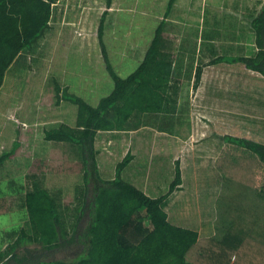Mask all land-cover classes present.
<instances>
[{
  "label": "trees",
  "instance_id": "obj_1",
  "mask_svg": "<svg viewBox=\"0 0 264 264\" xmlns=\"http://www.w3.org/2000/svg\"><path fill=\"white\" fill-rule=\"evenodd\" d=\"M57 1L0 0V87L10 65L49 28L52 4ZM111 2L105 0L96 36L112 89L92 105L54 80L56 104L63 100L77 107L75 123H60L44 131L45 140L68 142L79 151L82 184L73 219L66 221L57 196L34 183L24 194L31 235L1 251L0 264H264V143L223 137L227 147L217 162L221 188L215 232L208 238L168 219V198L182 183L178 160L167 189L155 197L122 179L121 171L132 158L130 152L116 164L113 178L100 176L94 146L98 130H132L148 116L174 114L177 108V89L171 84L175 60L163 38L166 18L176 0L167 1L140 63L125 77L114 70L103 40ZM250 25L256 47L253 55L217 56L212 62L241 63L264 76V0ZM199 76L200 67L195 81ZM17 146L15 141L10 151L0 154V165ZM24 240L38 247L16 252ZM69 247L81 249L75 260L44 259L45 251Z\"/></svg>",
  "mask_w": 264,
  "mask_h": 264
},
{
  "label": "rangeland",
  "instance_id": "obj_2",
  "mask_svg": "<svg viewBox=\"0 0 264 264\" xmlns=\"http://www.w3.org/2000/svg\"><path fill=\"white\" fill-rule=\"evenodd\" d=\"M167 1H112L111 7L107 10L103 37L108 52L112 55L110 62L115 66L114 70L119 76H126L129 69L134 68L139 62L156 25L163 18ZM262 1L176 0L164 26L165 44L170 50H177L178 57L180 42L188 49V53H191L190 35L201 33L203 44V38L214 32L218 42L222 43L218 53L235 55L245 49L252 53L254 48L249 44L246 46L242 44L239 49L238 46L230 47L224 43L236 41L237 38L247 43L252 40L249 22L259 10ZM104 9L105 0H60L57 6H53L50 28L46 34L31 50L23 52L10 65L0 87V152L9 150L13 140L15 142L16 134L17 139L21 140V128L33 130L39 128L34 133L42 136L40 127H37L40 120L48 121L50 123L48 126L61 121L74 125L77 107L63 100L56 104L54 80L61 87H67L70 93L82 97L92 105L112 89L113 83L104 68L96 36L99 17ZM130 40L133 46L137 45L133 50L129 45ZM130 50L133 51L136 64L132 60H126L122 66H117V62H122L121 59H124ZM174 64L178 63L174 61ZM95 76H99L101 81L98 80L96 83L97 78H93ZM248 103L250 104L247 106L251 107L253 102ZM248 109L252 111L251 108ZM218 115L219 112L211 113L214 123L206 121L207 125H203L204 129L213 131L215 138L211 135L203 138H207L205 146L188 144L179 155L182 186L168 198L165 208L171 223L201 228L203 234H208L209 227L213 225L216 217L221 188V173L217 168V162L227 147L221 135L224 129L220 128L224 124L219 122ZM144 121L151 123V126L153 123L156 125L164 123L165 127L168 125L172 127L174 123V128L183 134L191 130L189 116L181 113L148 116ZM228 125L227 130L231 127ZM232 125L237 127V121ZM106 132L108 131H100L96 135V146L99 149L97 162L100 176L111 179L115 174L116 163L128 151L125 144H128L131 138L127 139L126 136L123 138L121 134L113 133L111 136L115 138V143L105 150L103 142L104 135L108 136ZM132 141L131 149L135 157L122 170L121 177L131 184L142 187L148 196H158L167 189L172 180L173 162L178 152L182 150L179 148L178 151L175 144L169 147L165 138L156 134L147 137L136 135ZM47 145L40 147L41 150L38 152L35 151L31 166L26 167L28 173L25 175L27 182L25 187L31 186V178L36 175L35 172L43 170L49 173L47 178H43V185L57 196V201L66 215V221L70 222L77 203V189L82 184L79 151L77 145L64 141H50ZM201 147L204 151L200 150ZM3 173L4 170L0 169V190L4 191L3 195L0 194V252L7 250L20 237L31 235L26 209L21 205L17 195L11 194V190L16 189L17 184H6L5 178L8 176H2ZM25 241L16 248V252H22L26 247H38L36 243ZM80 250L78 247H69L45 251L44 259L71 261L78 258Z\"/></svg>",
  "mask_w": 264,
  "mask_h": 264
},
{
  "label": "crops",
  "instance_id": "obj_3",
  "mask_svg": "<svg viewBox=\"0 0 264 264\" xmlns=\"http://www.w3.org/2000/svg\"><path fill=\"white\" fill-rule=\"evenodd\" d=\"M59 2L60 0L52 4V7L57 6ZM50 22H49V28L51 24ZM250 28H251V25H250ZM46 31L44 35L46 34ZM250 33L252 35L251 36L252 40L249 43L242 42L240 38H237L236 41L230 40V41H226L227 43H224V44L230 47L232 45H235V46H238L239 49H240V45L244 44L243 46H246L247 44H249L253 46L254 48L252 53L247 52L248 49H245V50H242L243 52L241 51L240 53L235 54V55H245V56L253 55L254 52L256 51V47L254 44V33L252 31V28L250 30ZM201 35L202 34L199 32L193 33L192 36L190 35V38L192 40L191 49H190L191 53H188V49H185L181 42L179 43L180 45L178 49V52H179L178 57L176 55L177 50L175 51L171 49L173 56H174V60L178 63L176 65L175 64L173 65L174 71H173V76H172V81H171V84L173 85V87H176L177 89V96H176L177 108H176L175 113L177 115L181 113V115L186 114L189 116V121H190L189 125L191 126V130H189L188 133L183 134L179 132V130L174 128L175 127L174 123L172 124V127L169 125L165 127L163 126L164 124L163 122H162L163 123L162 125H156L153 123L155 126H153V124L151 126V123L149 124L148 122L144 121L143 125L139 126L138 128L132 129V130L106 132L108 136L104 135L105 139L103 142V145H104L103 148L105 150H108L107 148H109V146L112 147V145H114L115 143L114 142L115 138L111 136V134L113 133H119V135L121 134L120 136H123V138L124 136H126L127 139L131 138L129 139L128 144H125L126 149L128 148L127 152H130V154L132 155V158L128 163L130 164L134 160V157H135V154L131 149L133 145V141H132L133 137L136 135L141 136V137H147V136H151L152 134H156V135L164 137L169 147H172L175 144L177 146L178 151H179V148L180 150H182L178 152L179 154L177 158L174 159V162L175 160H178L180 163L179 155H181V153L184 152V148L186 145L192 144L194 146H205L207 138L206 139H203V138L207 137L208 135H211L212 138H215L212 130H209V129L206 130L203 127V125L205 126L207 125L206 121L212 122L211 113H214V112L216 113L219 112V115H218L220 117L219 122L224 124V125L221 124L222 127L220 128L224 129L223 130L224 132L221 135H222V140L225 143V145H227V143L224 141L223 137L227 135L246 138V139H250L253 141L264 143V139H263L264 138V132H263V127H264V76L254 70H250L246 68L241 63H228L224 61L212 62L213 59H215L217 56H234V54L218 53V50L222 48L220 46V44L222 43L218 42V38H216L214 32L208 33L207 36L203 38L204 39L203 44L201 43V37H202ZM103 40H104V37H103ZM129 45H130L131 50H133L137 46V45L133 46L131 40L129 41ZM131 50L129 51L127 55L125 54L126 57L123 56L124 59H121V61L123 60L122 62H117L116 64L117 66H122L126 62V60L134 61L133 51ZM145 50L142 52L139 62H137V64L135 63V61L133 62L134 64H136V66H134V68L132 69L130 68L129 73H131L138 66V64L140 63L144 55ZM108 55H109V58L111 59L112 57L111 52L110 54L108 52ZM114 67L115 66L113 65V68ZM199 67H200V76H199L198 81H195V72L197 68ZM116 73L118 74V72ZM93 78H97L96 83L98 82V80L101 81L99 76H95ZM93 78L91 79L89 77V79L91 80H93ZM105 82L107 83V80ZM248 101L253 102L250 105L251 107L247 106L250 104L248 103ZM97 102L93 105H96ZM245 106L248 108H251L252 111H250L248 108H245ZM234 121H237V127H233L232 123ZM60 123H64V122L61 121ZM60 123L56 125H54L55 124L54 123L52 126H48L50 124L48 123V121L40 120V122H38L39 125L37 127H40V130L43 133L42 136H39L34 133L35 130H38L39 128L38 129L34 128V130L26 129V127L21 128L20 129L21 140L17 139L18 135L16 134L15 141L18 142L17 148L15 149L14 153L0 165V169L4 170V173L2 174V176L4 177L8 176L7 178H5L6 179L5 183L8 185H12L13 183L17 184V188L12 189L11 194L17 195L18 199L21 201V205H24V194L26 190L30 189V187H32L34 183H38L44 188H46L43 185V178L44 179L45 177L47 178L49 173L43 170L35 172L34 174L36 175H33V177H32V174L29 173V176L32 177L31 186L29 188L25 187L27 184V182L25 181L26 179L25 175L28 173L26 172V167H28V165L31 166V160L33 158L32 156L35 155V151L38 152L39 149L41 150L40 147L46 146L50 141H52V140L44 139V131L54 128L58 126ZM201 123H203L202 128H201ZM212 123H214V121ZM228 124H230L231 126L229 130H227L229 126ZM197 125L198 127L200 125L199 128L197 127L198 129L196 128ZM69 126H73V125L71 124ZM148 129H152V130L149 131ZM100 131L101 130H98L97 133ZM256 133H259V134L256 135ZM96 135H95V140H94V146L97 150V155H98L99 149L96 146ZM13 145H14V140L9 150L7 151H10ZM46 147H48V145ZM201 149L203 150L202 147L200 148V150ZM1 153L2 152H0V154ZM97 155H96V161H97ZM36 159L37 158H35V160ZM97 166H98V162H97ZM262 171L263 170H261V172ZM181 186H180V189H181ZM136 187L139 189L141 188V190L144 193L146 192L142 187L140 186L139 187L136 186ZM46 189L48 190V188ZM180 189L176 190L173 193H176ZM7 190L8 189L6 187V191ZM3 192L4 191L0 190V194H2ZM145 194H147V192ZM183 227H186V226H183ZM191 229L196 230L200 238L211 237L214 235V232H215L214 220H213V225L209 227L208 234H203L204 232H202L201 228H191Z\"/></svg>",
  "mask_w": 264,
  "mask_h": 264
}]
</instances>
